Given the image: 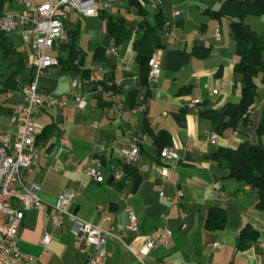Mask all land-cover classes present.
I'll return each instance as SVG.
<instances>
[{
	"label": "crops",
	"instance_id": "0c3cea01",
	"mask_svg": "<svg viewBox=\"0 0 264 264\" xmlns=\"http://www.w3.org/2000/svg\"><path fill=\"white\" fill-rule=\"evenodd\" d=\"M223 1L155 0L166 19L173 22V37L167 42L162 37L161 74L150 88L145 111L141 114L132 113L127 101L130 90H142L132 48L134 38L140 33L137 29L140 18L134 12L120 9L131 35L111 56L105 55V50L114 43L104 21L98 15L85 17L98 20L101 27L88 38L93 50L92 62L84 65L91 70L100 65L106 84L116 85L115 92H106L94 84L86 85L87 89L83 90L73 89V77L60 75L56 66L44 74L52 79L38 83L41 91L53 95L82 93L87 106L80 110L70 101L64 108L39 114L38 122L42 127L37 138L39 159L26 180L39 186V197L49 206L64 189L75 191L70 210L79 219L101 229L125 224L126 207L134 211L137 230L124 235L115 232L107 241L108 264H264V209L257 208L250 186L230 178L227 170L211 158L218 146L255 143L254 128L264 107V83L260 77L256 79L257 94L248 109L247 123L239 126L236 133L226 130L215 144L207 140L212 128L200 116L204 108L218 110L240 99L242 85L234 70L238 59L234 41L229 33L226 36L221 32L222 22L227 27L228 21H217L210 16ZM108 10L115 12L118 7L114 4ZM147 10L152 14L156 9L147 7ZM173 11L179 14L172 18ZM71 17L75 20L71 21ZM244 23L264 42V15L247 16ZM216 27L220 32L217 41L213 38ZM75 28L79 30L83 50L80 20L77 14L71 13L66 31ZM8 36L11 42L13 38L21 40L16 33ZM195 46L208 48L207 54L195 56L192 53ZM96 47L104 50V61L94 60ZM28 55L24 57L25 64ZM51 69L54 76L48 74ZM123 84L128 88L118 86ZM195 98L201 102L187 107ZM16 103L17 98H14L3 104L2 126L6 125L7 116ZM159 131L168 135L167 146L177 155L169 164L166 178L159 175V151L153 142V135ZM132 138L137 139L140 157L131 164V174L125 176V182L98 183L86 175L85 167L93 158L98 159L99 171L106 179L113 168L122 169L120 150L132 144ZM142 165L147 166L146 171L141 170ZM177 190L182 192L180 200L174 198ZM180 209L187 215L184 227L179 219ZM212 210L223 212L222 229H206V219ZM104 216L109 220H104ZM246 226L258 232V239L238 248V236ZM164 229L171 232L168 242L153 248L147 255H140L137 250L146 238L157 239ZM44 230L52 233L46 249L40 245ZM213 242H219L215 249L210 248ZM72 244L68 224L53 230L49 220L38 212L24 213L17 233L18 249L26 256L21 264H88V255L76 252Z\"/></svg>",
	"mask_w": 264,
	"mask_h": 264
},
{
	"label": "built area",
	"instance_id": "2783aa9c",
	"mask_svg": "<svg viewBox=\"0 0 264 264\" xmlns=\"http://www.w3.org/2000/svg\"><path fill=\"white\" fill-rule=\"evenodd\" d=\"M116 2L117 0H10V5L15 9L0 15V33L18 34L22 42L30 49L27 58L29 77L17 90L0 91V106L17 98L15 107L7 116L5 126L1 124L2 113L0 112V264H21L26 259L17 246V233L26 211L34 210L47 218L53 230L61 228L65 223L68 224V231L73 237L72 246L76 252L88 255V264H108L107 241L115 232L124 235L126 232L137 230V218L130 207H126L128 220L125 224L110 225L106 229H101L79 219L70 210L76 195L75 191L64 189L57 196L56 202L49 206L39 197V186L26 180V175L35 167L39 159L37 138L42 129L38 122L39 114L44 110L64 108L70 101H74L75 107L80 110L87 106L82 93L75 96L53 95L41 91L38 84L40 76L47 69L58 65L57 52L60 45L67 40L66 24L70 14L95 17L100 9L108 10ZM145 2L146 7L153 10L157 8L155 0H145ZM178 14L179 11H173L171 17ZM161 32L166 42L172 39L171 19H165ZM213 38L216 41L220 38L218 27L214 29ZM116 53L115 46L105 50L107 56ZM161 56L162 48H157L148 59L147 87L149 90L159 80ZM91 78L98 82L105 81L100 65L91 70ZM118 86L128 88L126 84ZM71 87L81 90L82 83L78 78H72ZM144 92V88L139 91L136 104L131 109L132 113L141 114L145 111ZM213 93H216V90H213ZM200 102L198 98L192 99L187 107L192 108ZM234 131L236 133L237 129ZM218 137L219 135L212 131L208 133L207 140L215 144ZM62 141L68 144L66 138ZM131 142L132 144L120 150L122 162L125 164H133L140 157L137 139L132 138ZM176 158L177 155L170 146H165L158 152V169L161 178L168 177L169 164ZM141 170L146 171L147 166L142 165ZM84 171L98 183L126 181L120 167L113 168L109 178L106 179L99 171L98 159L94 158L89 161ZM160 195L163 196V193L161 192ZM181 197L182 192L177 190L174 198L180 200ZM186 217V212L180 209L181 227L185 226ZM103 218L106 221L109 220L107 216ZM163 219L166 217L163 216ZM170 236L171 232L164 229L157 239L146 238L137 251L140 255H147L153 248L166 244ZM51 240L52 233L44 230L40 238L41 247L46 249ZM218 246L219 242L210 244L211 249Z\"/></svg>",
	"mask_w": 264,
	"mask_h": 264
},
{
	"label": "trees",
	"instance_id": "16d2710c",
	"mask_svg": "<svg viewBox=\"0 0 264 264\" xmlns=\"http://www.w3.org/2000/svg\"><path fill=\"white\" fill-rule=\"evenodd\" d=\"M10 5V0H0V15L5 12ZM118 10L100 9L98 16L105 23L106 32L113 40L114 46L118 48L129 39L131 29L126 25L125 18L120 13V9L134 12L140 21L137 23L139 35L132 43L135 52V63L139 70V85L145 89V98L149 94L147 87L148 59L151 53L157 48H163L162 26L166 19L161 8L149 14L145 0H117ZM264 15V0H224L219 8L210 12L212 19L217 21L225 19L228 21V33L234 41L237 62L234 65L235 73L241 83L240 99L237 103H228L218 110L204 108L200 112L203 120L208 122L212 131L222 135L226 130H235L248 121V109L253 104L256 97V79L264 83V42L247 24L244 19L247 16ZM148 23V27L145 25ZM208 48L195 46L192 53L202 57L206 55ZM0 54L2 60H9L14 56V60L7 65L8 73L0 75L1 90H17L18 81L21 76L27 73L24 56L16 50L8 35L0 33ZM85 53L79 44V30H67V40L59 47L58 72L62 76H79L82 81V90L86 85L94 84L101 87L106 92H115L116 85L108 86L105 81H94L91 79V69L84 65ZM95 61H104V50L96 47L94 52ZM27 71V72H26ZM139 90H130L127 101L130 109L136 104ZM0 106V112H3ZM255 143H239L236 147L218 146L211 154V158L216 164L227 170L228 176L242 181L250 186L257 199V208L264 209V107L259 121L254 130ZM153 142L158 151L169 145V137L164 131H159L153 135ZM131 164H123L122 170L125 176H129ZM225 217L221 210H212L205 223L208 230L222 229ZM258 232L250 226L243 228L237 239V247L241 248L247 241L258 239Z\"/></svg>",
	"mask_w": 264,
	"mask_h": 264
},
{
	"label": "rangeland",
	"instance_id": "374dc122",
	"mask_svg": "<svg viewBox=\"0 0 264 264\" xmlns=\"http://www.w3.org/2000/svg\"><path fill=\"white\" fill-rule=\"evenodd\" d=\"M12 10H13V7L11 5H9L7 7V9L5 10V12H10ZM77 17L80 20L81 46H82V48H83V50L85 52V56H84L83 62H84V64L86 66H89V65H91V62H92V51L93 50L91 48V44L88 43V38H89V36L93 35L94 31H98V29L101 26H100L98 20H96V19H87V18L82 17L80 15H77ZM74 20H75V18L71 17V21H74ZM221 32L223 33V35L228 36L226 23L224 21L222 22V31ZM12 44L16 48L17 51L22 53V55L24 57L26 55H28L29 49H28V47L26 45H24L22 43V41L20 39L13 38L12 39ZM14 59H15L14 56H12L9 60L4 61V60H2L1 54H0V75H4V74L8 73L7 65L10 63V61H13ZM26 65H27V61H26ZM26 69L28 71L29 67L27 66ZM45 72L40 76L38 83H41L42 80L48 78L46 75H44ZM50 72L51 73H48V74L54 76V70H52ZM22 76H24V77L27 76V73L23 74ZM22 76H21V78L18 81V86L22 85L27 79V78H23ZM48 79H52V78H48ZM11 100H13V99H11Z\"/></svg>",
	"mask_w": 264,
	"mask_h": 264
},
{
	"label": "water",
	"instance_id": "95a60500",
	"mask_svg": "<svg viewBox=\"0 0 264 264\" xmlns=\"http://www.w3.org/2000/svg\"><path fill=\"white\" fill-rule=\"evenodd\" d=\"M145 25L148 27V23L147 22H145ZM85 89H87V86H85Z\"/></svg>",
	"mask_w": 264,
	"mask_h": 264
}]
</instances>
